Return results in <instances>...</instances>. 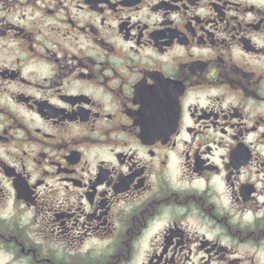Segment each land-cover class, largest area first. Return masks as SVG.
Returning <instances> with one entry per match:
<instances>
[{"label": "flooded vegetation", "instance_id": "1", "mask_svg": "<svg viewBox=\"0 0 264 264\" xmlns=\"http://www.w3.org/2000/svg\"><path fill=\"white\" fill-rule=\"evenodd\" d=\"M0 264H264V0H0Z\"/></svg>", "mask_w": 264, "mask_h": 264}]
</instances>
